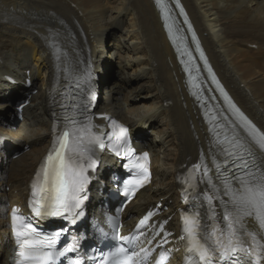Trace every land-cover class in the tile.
Listing matches in <instances>:
<instances>
[{"label":"bare ground","instance_id":"1","mask_svg":"<svg viewBox=\"0 0 264 264\" xmlns=\"http://www.w3.org/2000/svg\"><path fill=\"white\" fill-rule=\"evenodd\" d=\"M167 1L171 15L178 16L179 27L196 38L199 68L215 74L211 88L218 90L222 84L225 88L228 99L223 98V104L215 94L195 95L211 102L223 148H230L233 140L246 142L245 152L252 164L264 167V149L246 135L247 128L237 124L222 128L225 119L231 118L225 106L235 101L252 125L264 133V0ZM177 1L184 7L188 25ZM176 49L164 33L156 0H0V111L12 110L13 95L24 96L25 79L32 80L30 91L34 90L26 94L29 104L22 122L0 121V264L11 260V209L29 214L34 175L62 127L56 120L57 94L65 86L62 78L67 68L83 66L97 77L92 86L102 96L94 115L103 118L93 119L95 126L105 130V119H116L130 128L139 152L152 156L151 185L123 206L122 230L126 232L160 202L165 205L162 219L169 218L168 227L175 230L182 200L180 178L189 165L201 159L214 176L212 156L220 165L228 161L221 159L220 148L213 146L207 110L195 103L186 76L188 66H179ZM111 66L117 67L119 80H107ZM6 76L18 84L8 85ZM204 80L208 82L206 74ZM10 116L15 120L14 113ZM20 145L25 150L15 158L12 153ZM93 154L100 164L88 186L87 210L96 217L89 225L98 223L108 209L105 199L93 210L89 208L99 193L102 195L103 184L109 182L104 165L110 159L104 161V154L95 150ZM5 186L9 187L7 193ZM196 203L204 207L201 197ZM39 221L45 223L46 218ZM85 221L76 226L81 239ZM248 226L255 229L252 220ZM171 264H178L177 255Z\"/></svg>","mask_w":264,"mask_h":264},{"label":"snow or ice","instance_id":"2","mask_svg":"<svg viewBox=\"0 0 264 264\" xmlns=\"http://www.w3.org/2000/svg\"><path fill=\"white\" fill-rule=\"evenodd\" d=\"M156 2L160 4V0ZM224 96L227 100V95ZM231 107L247 126L249 135L264 149V133L258 131L234 105ZM112 127L119 129L118 134H115L119 146L115 154L120 156L123 151L127 160L125 167L132 172V178L127 183L137 188L143 187L148 180L147 153L135 154L126 139L128 130L116 121H112ZM94 128L98 126L93 125L91 119L64 117L63 127L54 137L52 147L38 167L30 186L29 206L32 216L63 220L72 218L74 222V218L80 215L78 210L85 199L83 193L89 180L88 172L96 167L92 153L96 148L105 149L103 136L106 135L109 141L113 139V135L94 131ZM53 131H56L55 128ZM229 143L232 148H225L224 151L234 159L233 171L224 175L219 171L221 165L216 164L217 182H214L208 176L207 166L203 169L200 183L207 182L210 191L201 195L207 201L208 210L202 213L194 206L182 214L179 240L183 242L185 264H262L264 261V240L258 238L257 232L250 231L245 223L246 219L253 218L259 229L264 230V167L249 164L242 155L243 145L240 142L233 140ZM193 169L199 172L201 165L195 164ZM224 170L227 171V168ZM188 188L195 190V186L190 183ZM124 192L127 195L128 189L125 188ZM213 200L219 201V218ZM148 215L150 217L152 213ZM144 223L142 220L141 226ZM11 231L17 245L14 264H58L62 257L68 264H83L84 260L96 259L95 256L79 253L75 241L65 242L58 248L64 229L44 232L30 217L19 214L17 209L11 213ZM169 235L171 233H165L164 242H167ZM113 240L116 243L107 253L100 251V264H165L171 251L165 250L158 254L159 259H152L150 250L142 246L137 250L136 236H113ZM157 247L162 245L158 244Z\"/></svg>","mask_w":264,"mask_h":264},{"label":"rangeland","instance_id":"3","mask_svg":"<svg viewBox=\"0 0 264 264\" xmlns=\"http://www.w3.org/2000/svg\"><path fill=\"white\" fill-rule=\"evenodd\" d=\"M107 52H108V50H107ZM116 70H117V67L116 66H111V69H110V71L106 74V78H107V80L108 81H110V82H112V81H114V80H119L118 79V77L116 76ZM17 84H18V82H17ZM122 87L124 88V90H127L128 89V87L125 85V84H123L122 83ZM24 89V88H23ZM24 94H26L27 93V91L24 89ZM21 97L22 95L21 94H15V95H13V97L11 98V100L13 99L14 100V98H16V97ZM10 100V101H11ZM4 109V108H3ZM10 113H14L15 114V109L12 107V110H10V109H5L3 112H1L0 111V121H2V120H8V117H10V119H11V116H10ZM15 117V119L17 120V116L15 115L14 116ZM9 119V120H10ZM148 135H147V138H146V140L148 141V139L150 138V136H151V133H147ZM19 145V144H18ZM23 148L21 147V145L20 146H18V147H16V149L15 150H22ZM2 166H4V164H1V167ZM8 189H9V187H4V191L7 193L8 192Z\"/></svg>","mask_w":264,"mask_h":264},{"label":"trees","instance_id":"4","mask_svg":"<svg viewBox=\"0 0 264 264\" xmlns=\"http://www.w3.org/2000/svg\"><path fill=\"white\" fill-rule=\"evenodd\" d=\"M125 83L129 84L130 82H129V81H127V82H125Z\"/></svg>","mask_w":264,"mask_h":264}]
</instances>
